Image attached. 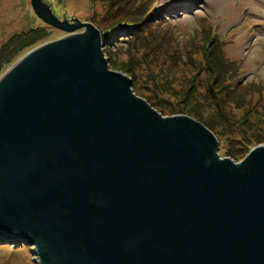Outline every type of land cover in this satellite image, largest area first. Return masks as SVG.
I'll return each instance as SVG.
<instances>
[{"label":"water","instance_id":"95a60500","mask_svg":"<svg viewBox=\"0 0 264 264\" xmlns=\"http://www.w3.org/2000/svg\"><path fill=\"white\" fill-rule=\"evenodd\" d=\"M30 2L69 34L0 77V240L37 264H264V144L222 159L211 126L111 69L97 22Z\"/></svg>","mask_w":264,"mask_h":264},{"label":"rangeland","instance_id":"374dc122","mask_svg":"<svg viewBox=\"0 0 264 264\" xmlns=\"http://www.w3.org/2000/svg\"><path fill=\"white\" fill-rule=\"evenodd\" d=\"M30 1L0 0V50L39 30L37 40L6 53L0 77L32 49L69 34L38 18ZM41 1L58 22H97L111 69L132 72L131 89L160 115H191L211 126L222 159L241 162L264 144V0ZM204 42L222 45L224 57L240 66L237 78L218 84L206 71ZM32 250L0 240V264H37Z\"/></svg>","mask_w":264,"mask_h":264},{"label":"trees","instance_id":"16d2710c","mask_svg":"<svg viewBox=\"0 0 264 264\" xmlns=\"http://www.w3.org/2000/svg\"><path fill=\"white\" fill-rule=\"evenodd\" d=\"M115 1L116 0H109V2L112 3H114ZM129 14L131 13H128L127 15ZM153 16L157 21L158 17L156 13H153ZM209 30L211 31V29ZM38 32L39 30L37 29H31L28 32H23L20 35H16L12 43L9 42L6 46L2 48V50H0V66L1 64H3L5 60L9 58V56L6 55L8 51L12 50L13 48H16L15 49L16 51L20 46L21 42L30 41L32 39L33 41L37 40L35 39L36 36L34 35L38 34ZM204 44L207 45L206 47L203 48L204 58L206 59L205 60V65L207 67L206 71L216 76L215 80H217L218 84H220V82L222 83V81H224L225 83H229V80L231 78L235 79L237 78V76H239L240 66L224 57L222 45L220 44L212 45L211 42L210 43L204 42L203 45Z\"/></svg>","mask_w":264,"mask_h":264},{"label":"bare ground","instance_id":"6f19581e","mask_svg":"<svg viewBox=\"0 0 264 264\" xmlns=\"http://www.w3.org/2000/svg\"><path fill=\"white\" fill-rule=\"evenodd\" d=\"M52 6H53V9H54V10L58 11V7H57L56 4L53 3Z\"/></svg>","mask_w":264,"mask_h":264}]
</instances>
